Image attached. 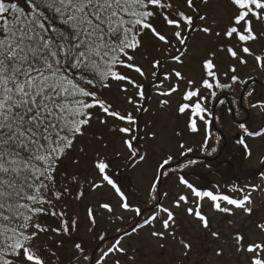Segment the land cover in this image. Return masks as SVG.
I'll use <instances>...</instances> for the list:
<instances>
[{
	"label": "snow or ice",
	"instance_id": "snow-or-ice-1",
	"mask_svg": "<svg viewBox=\"0 0 264 264\" xmlns=\"http://www.w3.org/2000/svg\"><path fill=\"white\" fill-rule=\"evenodd\" d=\"M257 74L264 0H0V264H264Z\"/></svg>",
	"mask_w": 264,
	"mask_h": 264
},
{
	"label": "rangeland",
	"instance_id": "rangeland-1",
	"mask_svg": "<svg viewBox=\"0 0 264 264\" xmlns=\"http://www.w3.org/2000/svg\"><path fill=\"white\" fill-rule=\"evenodd\" d=\"M257 76H258V79H260L262 82L264 81V77H260L259 74H257ZM259 86L260 88L258 90L264 91V86H261V85ZM253 118L255 119V113H253ZM156 119L164 120L166 119V117L163 114H160L156 117ZM225 121L226 123H225L223 130H225L224 136L226 137V140L224 141V144H225L224 150H226V152L224 153L223 151L224 154H222V157H221L223 161L222 162H219V161L211 162L214 164L216 168L215 174H209L207 170H204L203 168H198L196 170V175L192 177V179L196 181L197 183H202V182L209 181V180L223 181L224 176L222 175V173H225L226 170L229 168H235L240 163L241 158L239 157V154L235 151L234 145H233L234 133L232 131H229V125L231 124V117L227 116L225 118ZM201 254L203 255V249H201ZM196 259H198V257L194 255L193 260H196ZM161 264H171V256L164 257Z\"/></svg>",
	"mask_w": 264,
	"mask_h": 264
},
{
	"label": "trees",
	"instance_id": "trees-1",
	"mask_svg": "<svg viewBox=\"0 0 264 264\" xmlns=\"http://www.w3.org/2000/svg\"><path fill=\"white\" fill-rule=\"evenodd\" d=\"M256 87H258V89L260 88V86L258 85V84H256ZM231 97H229V99H230ZM237 99H239V96H237ZM228 106H230V105H228ZM221 108L222 109H225L226 108V106H221ZM227 117V115H226V112H225V118ZM223 135H225V130H223V133H222ZM226 152V150H224V153ZM223 152L218 156V157H216L215 159H213V158H208L207 159V161L206 162H209V163H211V162H215V161H219V162H222L223 160H222V154H224Z\"/></svg>",
	"mask_w": 264,
	"mask_h": 264
},
{
	"label": "flooded vegetation",
	"instance_id": "flooded-vegetation-1",
	"mask_svg": "<svg viewBox=\"0 0 264 264\" xmlns=\"http://www.w3.org/2000/svg\"><path fill=\"white\" fill-rule=\"evenodd\" d=\"M258 81H260V82H262L260 79H257ZM263 83H264V81H263Z\"/></svg>",
	"mask_w": 264,
	"mask_h": 264
},
{
	"label": "water",
	"instance_id": "water-1",
	"mask_svg": "<svg viewBox=\"0 0 264 264\" xmlns=\"http://www.w3.org/2000/svg\"><path fill=\"white\" fill-rule=\"evenodd\" d=\"M256 82H259L258 80Z\"/></svg>",
	"mask_w": 264,
	"mask_h": 264
}]
</instances>
